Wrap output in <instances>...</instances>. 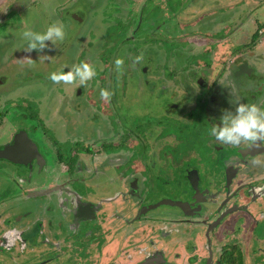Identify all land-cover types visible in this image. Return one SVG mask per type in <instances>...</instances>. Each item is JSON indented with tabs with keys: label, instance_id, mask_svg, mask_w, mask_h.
Here are the masks:
<instances>
[{
	"label": "flooded vegetation",
	"instance_id": "af4514ba",
	"mask_svg": "<svg viewBox=\"0 0 264 264\" xmlns=\"http://www.w3.org/2000/svg\"><path fill=\"white\" fill-rule=\"evenodd\" d=\"M52 24L91 41L72 59L63 39L26 50L23 32ZM11 63L42 99L5 92ZM81 64L83 84L50 78ZM132 80L163 119L136 102L120 119ZM0 91V264H264V141L206 131L237 103L264 108V0H0Z\"/></svg>",
	"mask_w": 264,
	"mask_h": 264
},
{
	"label": "rangeland",
	"instance_id": "374dc122",
	"mask_svg": "<svg viewBox=\"0 0 264 264\" xmlns=\"http://www.w3.org/2000/svg\"><path fill=\"white\" fill-rule=\"evenodd\" d=\"M96 9L100 10L99 8H96ZM109 9L110 8H108V10ZM191 11L196 12L195 8L194 9L189 8V9L185 10V12H187V14H189V15L191 14ZM231 13H232L231 11L230 12L227 11L228 17H231ZM91 21H92V19H88V23H91ZM172 23H173L172 21H170L168 23L166 30L172 31L171 29L173 27H170ZM118 25H119V27L121 26L120 22H118ZM92 29L94 30V33H95L94 37H96L97 40H95V41L93 40V44L89 50L90 52H89V54L85 55V57H88L89 59H91L92 60L91 63L95 64V63L99 62V59L96 60L95 55L97 52H99V48L101 46V44L98 42V37H99L98 33L100 32V29H101L99 27V23L96 24L95 26H92ZM81 30L83 31V33L79 34V32ZM112 30L118 31V29L114 26L112 27ZM112 30L110 29V31L107 33L110 37H112ZM78 34L80 36H83V38L79 39ZM68 35L69 36L64 38L62 41H58V44L64 46L62 52L70 55L69 58L72 59V57L74 56L72 54L75 53V51L79 48V43H80V47L84 48L86 46V44L91 40L89 38L88 28L84 29L83 25H80V24L79 25H71L69 28ZM112 40L113 39L109 40L108 45L111 44ZM120 41L122 42V40H120ZM110 48H115V46L110 47ZM110 48H108L106 50V52L103 49L105 52V57L108 56L109 58H111L112 57L111 54L115 53V51H113ZM131 49L132 48H129V50H131ZM133 49H134L133 51H135L136 48L133 47ZM85 51L86 50H84V51L81 50V54L84 53ZM145 51L146 50H141V53L143 54V53H145ZM113 57H114V55H113ZM51 65H53L52 62H51ZM29 68L32 69V66L26 65L22 68L21 66L18 67V64H15V63L14 64L11 63L8 66H5L4 73L6 75V79H8V81L5 82V88H7L9 85H10V87L6 91H5V89H2V90L7 92V93H9L11 91L18 93V91H19V93L22 96H25L26 98L27 97L30 98L31 96H36V97L39 96V99H42L41 95H42V93L43 94L47 93L48 84H46L45 82H38L40 80H37V79L29 81L30 80L29 79V76H30ZM50 68H47V70ZM37 69H38V73L40 75L42 73L41 72V70H42L41 66H39ZM46 76H47V74L44 75V77H46ZM18 78L23 79V81H25V83L23 85H21V83L16 84V82L19 81ZM126 79H131V78H126ZM33 81H35V82H33ZM128 82H129V80H126V82H125L126 86L128 85ZM17 85L19 87V90H18V88L15 90ZM139 86L141 87V82L137 83V81L132 80V83L128 87H125L124 91H122L121 98H119V105H120L119 109L121 111H118L117 108L114 109L115 112L118 113V116H120V119L124 122V119H122L121 115L128 114L127 111L129 109L134 108L133 103H135V102L137 103V105H135L136 107H138V108L143 107L144 109L147 108L149 110V114H152L153 117L156 116L158 113L157 117H155L157 120L163 119V117H162L163 114H161L162 111H159L161 109V106L163 105L161 103V101L156 100L155 101L156 105H155L154 101L152 99H150V100L146 99L144 91L141 92L142 94L140 93L138 95L137 90H138ZM131 95H133V96L131 97ZM43 103H45L48 106V103H46V102H43ZM43 103H41V105ZM27 104H31L32 106H34V104L30 101V99L27 100ZM129 112H136V110H130ZM128 115H131V114H128ZM128 124L134 129L135 132L141 131L140 128L136 129V127H142L140 119L134 123L128 121L127 125ZM35 139H36V141L40 142L38 136H36Z\"/></svg>",
	"mask_w": 264,
	"mask_h": 264
},
{
	"label": "clouds",
	"instance_id": "9594fccd",
	"mask_svg": "<svg viewBox=\"0 0 264 264\" xmlns=\"http://www.w3.org/2000/svg\"><path fill=\"white\" fill-rule=\"evenodd\" d=\"M63 26L52 24L42 33L32 32L30 30L23 32V37L28 40L27 49L43 48V41H58L62 40ZM139 59V57H137ZM117 67L122 63L120 59H116ZM94 71L87 65L81 64L68 72L66 75L58 76L51 75L53 81L63 80L71 82L75 78L79 79L81 84L84 80L89 79L94 75ZM101 96L106 98L108 93L101 90ZM219 126L213 123L208 126L206 131L209 138L215 137V141L221 144L239 145L242 142H250L255 144L256 141H264V108H258L254 103H237L235 107V115L227 113L219 117Z\"/></svg>",
	"mask_w": 264,
	"mask_h": 264
}]
</instances>
